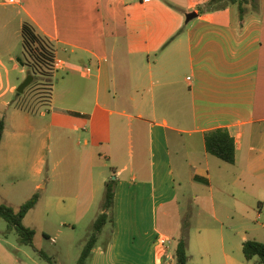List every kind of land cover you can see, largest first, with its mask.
Wrapping results in <instances>:
<instances>
[{
  "label": "crops",
  "instance_id": "0c3cea01",
  "mask_svg": "<svg viewBox=\"0 0 264 264\" xmlns=\"http://www.w3.org/2000/svg\"><path fill=\"white\" fill-rule=\"evenodd\" d=\"M211 1L0 0V109L12 110L18 85L30 75L21 63L24 25L55 50L51 98L41 103L48 109L17 102L4 117L0 173L29 171L27 193L41 194L37 206L45 200L64 212V193L45 194L53 133L63 144L82 132L99 142L95 166L104 157L116 175L113 264H174L181 236L177 183L208 190L205 207L219 224L197 230V253L236 264L227 249L243 251L245 242L257 241L250 230L264 215V0L243 23L237 6L209 11ZM217 129L235 141L234 164L207 152L205 134ZM31 134L37 149L26 146ZM60 149L52 172L65 160ZM86 158L77 162L87 169L79 183L89 191L93 164ZM160 237L170 243L160 245Z\"/></svg>",
  "mask_w": 264,
  "mask_h": 264
},
{
  "label": "rangeland",
  "instance_id": "374dc122",
  "mask_svg": "<svg viewBox=\"0 0 264 264\" xmlns=\"http://www.w3.org/2000/svg\"><path fill=\"white\" fill-rule=\"evenodd\" d=\"M27 78L28 76L24 81ZM51 80L53 79L41 76L23 94L18 95L16 92L12 99L14 101L11 107L12 110L9 111L10 108L1 107L0 118L10 117L14 111L13 106L15 105L13 104L17 102H19V105H17L19 108H29V110L33 108L40 112L47 110V106L41 103H49V94H51L50 84L54 83V80L52 82ZM22 83L18 85L17 90ZM53 134L51 165L50 169L47 170V176L50 177L51 182L48 184L45 194L51 196L55 192L58 195L64 193L62 194L63 202H61V207L66 210L60 212L52 209V207L48 208L46 207L45 200H43L42 204L38 205L33 212L28 214L24 220V225L35 231L33 247L21 245L18 236L14 232L8 234L7 238H5L7 224L0 218V264H51L43 259L39 252H43L54 264H77L94 232L95 221L102 213L106 187L109 183L116 180L112 164L106 158H101L102 165L95 166V161L98 157L102 156L103 150L99 142L88 139L86 132L71 135L69 138L64 137L65 144L62 142L63 136H59V133L56 131ZM86 140L90 141L88 146L86 145ZM24 141L29 150L39 147V139L36 138L35 134L27 136ZM62 147H64L62 155L65 156V160L60 163V167L56 172H52L54 164L52 160L58 156L60 148V152L62 151ZM87 156L93 164V167H91L93 171V183L89 187V191L83 188V183H79V177L82 179L84 176L81 174L83 171H87V169L84 166L81 168L79 162H77L82 160L84 163H87ZM103 164H107L108 167H104ZM88 168L90 169V167ZM20 173H22V177L25 180L21 183L18 181V176H16ZM18 174L13 172V176L7 177L6 171L0 173V203H3V200H7L10 204L7 206L13 210H18L33 197L31 193H27V185L31 184L26 181L29 171H20ZM82 188L84 196L77 203V207L73 206L75 204L74 196ZM177 188L180 203L177 222L180 226V233L182 234L183 231L188 232V238L193 243L192 249L187 251L189 257L187 264H224L223 262L217 263V255H213L211 260L209 256L197 253L195 239L197 230L202 229L205 231L219 227L218 222L212 217L210 206L208 205V209L205 207V198L208 199L210 196L208 190L194 186H184L181 183H177ZM88 200L91 201L89 211L83 213V204L87 203ZM79 210L83 213L82 215H80ZM62 222L66 226L61 227L60 224ZM112 222L113 218L111 217L100 232L98 242L88 260V264H113L110 250L113 230ZM258 222V226H253L250 230L251 236H254L257 241L264 238V230L262 228L264 225V215ZM164 223L165 219L162 216L161 224ZM227 253L236 260V264H258V258L247 261L243 251L239 247L235 248L234 246V249L228 248ZM173 263L177 264V261L174 260ZM169 264L171 263L169 262Z\"/></svg>",
  "mask_w": 264,
  "mask_h": 264
},
{
  "label": "trees",
  "instance_id": "16d2710c",
  "mask_svg": "<svg viewBox=\"0 0 264 264\" xmlns=\"http://www.w3.org/2000/svg\"><path fill=\"white\" fill-rule=\"evenodd\" d=\"M235 5L238 8V17L241 23L244 22L246 16L250 12H256L259 9L258 0H212L208 3L209 11L219 10L223 6ZM23 48L24 57L21 59L23 66L29 68L30 75L34 76V82L39 80L41 76L53 78L55 66V50L54 45L45 37L36 32L30 24L23 27ZM52 82V80H51ZM51 92H52V83ZM52 94V93H51ZM49 94V98H51ZM20 95V94H18ZM6 129L5 118H0V147L3 141ZM205 143L207 152L228 164H234L236 160L235 141L230 133L225 129H217L205 134ZM115 181L106 187L105 199L102 204V213L98 216L94 224V232L86 244L83 253L77 264H88L93 250L98 242L99 234L105 227L109 219L113 218ZM41 200V194L35 193L33 197L23 204L18 210L0 203V218L7 224L8 234L15 233L21 245L34 246L35 231L24 225L26 216L37 206ZM46 236V235H45ZM177 247L175 257L177 264H187L189 257L187 254L189 246L188 232L183 231L180 238L176 240ZM40 256L49 263L54 264L52 260L43 252H39ZM243 254L247 261L258 258V264H264V243L253 240L247 241L243 245Z\"/></svg>",
  "mask_w": 264,
  "mask_h": 264
},
{
  "label": "water",
  "instance_id": "95a60500",
  "mask_svg": "<svg viewBox=\"0 0 264 264\" xmlns=\"http://www.w3.org/2000/svg\"><path fill=\"white\" fill-rule=\"evenodd\" d=\"M34 82V76L29 75L28 78L20 85V87L17 90L18 94H23L27 88H29L32 83Z\"/></svg>",
  "mask_w": 264,
  "mask_h": 264
},
{
  "label": "built area",
  "instance_id": "2783aa9c",
  "mask_svg": "<svg viewBox=\"0 0 264 264\" xmlns=\"http://www.w3.org/2000/svg\"><path fill=\"white\" fill-rule=\"evenodd\" d=\"M158 243L162 246H167L169 243H170V240L169 239H166L164 237H160L158 239Z\"/></svg>",
  "mask_w": 264,
  "mask_h": 264
}]
</instances>
